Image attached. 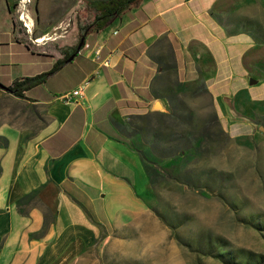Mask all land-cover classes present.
<instances>
[{"label": "crops", "instance_id": "0c3cea01", "mask_svg": "<svg viewBox=\"0 0 264 264\" xmlns=\"http://www.w3.org/2000/svg\"><path fill=\"white\" fill-rule=\"evenodd\" d=\"M219 1L137 0L74 53L82 0H34V19L31 0H0V81L51 72L23 98L0 88V264H68L147 213L148 170L125 127L164 115L172 83L213 93L243 72L249 43L225 36Z\"/></svg>", "mask_w": 264, "mask_h": 264}, {"label": "rangeland", "instance_id": "374dc122", "mask_svg": "<svg viewBox=\"0 0 264 264\" xmlns=\"http://www.w3.org/2000/svg\"><path fill=\"white\" fill-rule=\"evenodd\" d=\"M213 5L225 36L249 43L243 72L213 93L204 82L172 83L164 115L125 127L146 159L147 213L109 227L68 264H264V0ZM34 7L22 10L34 19ZM75 16L89 23L87 11Z\"/></svg>", "mask_w": 264, "mask_h": 264}, {"label": "trees", "instance_id": "16d2710c", "mask_svg": "<svg viewBox=\"0 0 264 264\" xmlns=\"http://www.w3.org/2000/svg\"><path fill=\"white\" fill-rule=\"evenodd\" d=\"M82 1L84 2L85 11L89 12L90 14V20L88 24L79 27L80 37L78 40V44L81 40H83L80 49L83 48L85 43L84 41L85 36L89 32L102 30L114 17L119 16L120 14L125 12L137 0H82ZM78 44L73 48L74 53L80 50L77 48ZM62 63L63 62H57L56 65L54 66L55 69L57 66H60ZM49 74H51V72L43 73L31 78L26 77L21 80H14L12 82H7V83L0 81V84L4 86L5 90L8 91L9 93L17 97L23 98L24 93L44 83L46 81V77ZM141 158L146 164L145 157L141 156ZM258 263L259 262L257 261L252 264H258ZM236 264H246V262H238Z\"/></svg>", "mask_w": 264, "mask_h": 264}, {"label": "built area", "instance_id": "2783aa9c", "mask_svg": "<svg viewBox=\"0 0 264 264\" xmlns=\"http://www.w3.org/2000/svg\"><path fill=\"white\" fill-rule=\"evenodd\" d=\"M19 6H21L19 4ZM99 51H97V53L99 54ZM84 85L80 86V87H77L76 89L72 90L70 93H67L66 95H64V98L67 100V101H71V99H75V98H82L84 96Z\"/></svg>", "mask_w": 264, "mask_h": 264}, {"label": "water", "instance_id": "95a60500", "mask_svg": "<svg viewBox=\"0 0 264 264\" xmlns=\"http://www.w3.org/2000/svg\"><path fill=\"white\" fill-rule=\"evenodd\" d=\"M82 43H83V40H81V41L79 42V44H78V46H77L78 49L82 46ZM254 82H255V81H250V84H252V83H254ZM0 88H2V89L5 90V87L2 86L1 84H0ZM159 107H160V106H159ZM159 107H156V109H158Z\"/></svg>", "mask_w": 264, "mask_h": 264}, {"label": "bare ground", "instance_id": "6f19581e", "mask_svg": "<svg viewBox=\"0 0 264 264\" xmlns=\"http://www.w3.org/2000/svg\"><path fill=\"white\" fill-rule=\"evenodd\" d=\"M156 107H159V104H157V106Z\"/></svg>", "mask_w": 264, "mask_h": 264}]
</instances>
